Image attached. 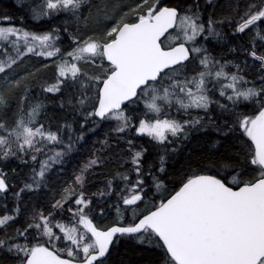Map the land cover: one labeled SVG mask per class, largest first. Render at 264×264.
I'll use <instances>...</instances> for the list:
<instances>
[{"label": "snow or ice", "instance_id": "snow-or-ice-1", "mask_svg": "<svg viewBox=\"0 0 264 264\" xmlns=\"http://www.w3.org/2000/svg\"><path fill=\"white\" fill-rule=\"evenodd\" d=\"M14 6L35 25L0 11V264H112L122 239L264 264V0Z\"/></svg>", "mask_w": 264, "mask_h": 264}, {"label": "trees", "instance_id": "trees-1", "mask_svg": "<svg viewBox=\"0 0 264 264\" xmlns=\"http://www.w3.org/2000/svg\"><path fill=\"white\" fill-rule=\"evenodd\" d=\"M204 0H201L203 4ZM223 2V0H221ZM0 11H7L12 13L16 17L25 16L26 24L29 27H34L35 22L28 20L26 14L17 9L14 6V0H0ZM220 9H217V16L223 15ZM231 58V57H229ZM34 61H25V65H31ZM38 91V89H37ZM215 134L210 133L208 136H203L199 138H193V140L184 146L179 159L183 161L184 157L189 154V152H207L208 146L205 144V141L209 138H214ZM92 147V140H89L87 144L84 145L83 149L79 155H74L65 166V173L63 178H67L68 175L77 167L78 163L83 161L88 151ZM16 166V162H13V167ZM107 171V170H105ZM57 179V174L53 173V181ZM98 181L102 186L103 175L98 173ZM95 191V188L92 189ZM156 258V253L149 249L146 245H140L134 240H121L116 244V247L112 251V264H153Z\"/></svg>", "mask_w": 264, "mask_h": 264}]
</instances>
